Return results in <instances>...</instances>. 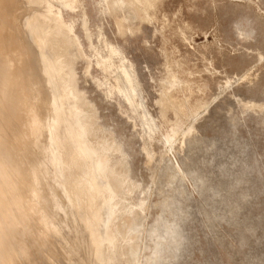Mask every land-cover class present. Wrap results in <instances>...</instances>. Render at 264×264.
<instances>
[{
  "label": "rangeland",
  "instance_id": "1",
  "mask_svg": "<svg viewBox=\"0 0 264 264\" xmlns=\"http://www.w3.org/2000/svg\"><path fill=\"white\" fill-rule=\"evenodd\" d=\"M30 1L94 111L90 140L117 144L134 186L124 197L144 201L140 264H264V0ZM130 74L151 139L115 90ZM57 146L84 186L79 152ZM105 254L129 264L116 244Z\"/></svg>",
  "mask_w": 264,
  "mask_h": 264
},
{
  "label": "bare ground",
  "instance_id": "2",
  "mask_svg": "<svg viewBox=\"0 0 264 264\" xmlns=\"http://www.w3.org/2000/svg\"><path fill=\"white\" fill-rule=\"evenodd\" d=\"M38 8L30 0H0V264H18L16 255L25 264H107L105 247L112 244L129 264H140L144 201L133 205L124 197L134 186L127 183L125 161L112 156L117 144L90 140L99 132L94 111L76 89L71 67L53 49L52 34L34 12ZM62 8L64 17L69 11ZM119 85L123 90H115L130 100L133 123L151 139L155 125L135 75ZM163 139L171 144V137ZM56 142L79 152L84 186ZM176 169L184 178L178 164ZM85 197L89 206L82 203Z\"/></svg>",
  "mask_w": 264,
  "mask_h": 264
}]
</instances>
